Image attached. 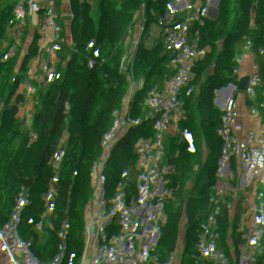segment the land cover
I'll list each match as a JSON object with an SVG mask.
<instances>
[{
	"label": "trees",
	"instance_id": "trees-1",
	"mask_svg": "<svg viewBox=\"0 0 264 264\" xmlns=\"http://www.w3.org/2000/svg\"><path fill=\"white\" fill-rule=\"evenodd\" d=\"M47 1L20 0L19 5L30 2L35 7ZM150 1L61 0L71 14L60 28L61 41H71L73 26L76 56L50 59L54 76L60 77L48 92L46 121L38 127L39 118L28 110L29 171H18L17 206L0 212V264L66 260L71 241L86 223L88 208L78 191L88 176L93 141L99 136L105 159L122 143L137 111H153L176 87L180 99L173 113L181 127L175 147L148 157V164L156 161L155 173L164 181L150 199L151 221L139 224L142 246L137 254L151 264H176L180 240L172 233L173 220L195 212L192 198L208 170L218 212L206 233L220 242L224 231L238 264H256L243 227L246 184L239 152L248 134L263 164L256 217L264 244V0H221L219 10L215 0H187V17L167 7L140 13ZM30 14L26 9L25 17ZM32 15L29 33L37 27L50 32L58 27L57 15L47 8ZM164 36L173 37L172 49L159 56ZM17 42L16 35L10 47ZM86 61H91L92 78L102 88L83 96ZM16 80L14 74L4 79V96ZM41 90L32 82L21 95ZM242 92L248 94L250 106L234 104ZM102 164L101 160L91 183L89 209L99 214L86 229L88 246L101 245L105 220L113 213L121 215L131 203L119 167L104 173ZM52 178L56 186H51ZM107 250L82 264H110Z\"/></svg>",
	"mask_w": 264,
	"mask_h": 264
},
{
	"label": "built area",
	"instance_id": "built-area-1",
	"mask_svg": "<svg viewBox=\"0 0 264 264\" xmlns=\"http://www.w3.org/2000/svg\"><path fill=\"white\" fill-rule=\"evenodd\" d=\"M20 0H0V55L3 61L0 62V78L5 79L10 75L16 76V83L11 87L6 101V122L8 132L0 134V160L5 155L11 156L10 173L5 178L7 181L16 182L18 171L22 170L19 155L10 148L11 132L10 129L16 124V108L21 102V87L27 82L29 74L34 67V60L41 57H49L51 48L49 42L44 37V28L37 27L33 33L36 37L34 46L32 40L27 43L17 45V53L14 58L8 59L10 44L16 33L24 26L26 19L31 17L33 24L32 12L42 13L46 8L57 15L58 29L60 33L61 26L65 23L67 17L66 11L61 6V0H48L46 4L38 3L35 7L32 3L27 2L24 7L19 5ZM167 7L174 9L181 17H187L190 12L187 0H152L144 3L140 13L147 12L150 8ZM26 9H30L31 14L25 17ZM61 15V16H60ZM64 17V18H63ZM178 18L172 20L176 25ZM156 27L159 24L156 23ZM71 41L67 45H62L59 52L55 55L58 60L63 61L67 58L76 56V48L73 44L74 28L70 27ZM181 36L178 37L180 39ZM173 37L164 36L162 43L159 45L156 54L166 56L172 49ZM50 64V61L48 62ZM86 70L84 73L83 96L87 95L90 89L100 90L102 85L92 78L93 65L91 61H86ZM54 87V82H49L45 89L34 93V99L30 108L39 118L38 127L41 122L46 121L48 115L47 99L48 92ZM180 99L179 87L174 88L166 94L160 104L150 112L137 111V117L127 129L123 132V141L117 145L109 155L102 159L99 136L92 143V151L89 159L90 175L80 186L78 198L85 201L88 208L86 223L82 232L77 239L71 241V249L68 257L61 264H82L90 255L96 254L100 250H109L110 264H151L145 257H139L138 249L142 246L140 237L139 224H148L152 215L149 213L150 199L154 191L159 188L164 178L157 176L156 161L148 164V157L152 153L160 154L164 147L171 146L174 137H177L181 127V121L174 116V109ZM234 104L238 107L243 105L250 106V98L246 92H242L239 97L234 98ZM239 158L243 163V176L246 184L245 214L243 221L244 231L249 237V244L253 249L255 237L260 233L256 210L258 202L251 195V190L256 187L261 190V180L263 173V164L254 154L252 142L248 134L244 136L242 147L239 152ZM102 160L103 172L106 173L113 166H118L121 177L128 182L127 195L131 198V203L123 210L121 215L116 216L114 213L109 216L103 225L102 235L104 242L99 246H88L86 244L85 232L90 222L99 214L89 209L90 191L93 174L97 169L99 162ZM92 166V167H91ZM88 169V167H87ZM209 178V171L206 170L204 179ZM51 186L57 185L56 178L50 180ZM15 190L3 192L0 194V211H9L17 206L15 199ZM198 193V188L196 189ZM228 198H231L229 194ZM215 200V199H214ZM212 201L208 207L206 218L203 222L207 228L213 226V216L218 212L215 201ZM192 204L195 212L187 214L195 215L200 204L197 195L192 198ZM182 219L195 220L191 217L181 216L179 220H173L174 235L180 240L179 254L176 257V264H197L201 255L197 251L196 231L189 222L178 227V221ZM225 224V219L222 220ZM219 258L217 261L206 260L204 264H238V260L229 252V236L220 232Z\"/></svg>",
	"mask_w": 264,
	"mask_h": 264
},
{
	"label": "crops",
	"instance_id": "crops-1",
	"mask_svg": "<svg viewBox=\"0 0 264 264\" xmlns=\"http://www.w3.org/2000/svg\"><path fill=\"white\" fill-rule=\"evenodd\" d=\"M66 13H67V17L65 18L63 17L64 22L65 21L68 22L71 20V14L69 12ZM30 21H31V17H28L26 19L24 26L18 31V33L15 34V36L16 35L18 36V42L14 46L10 47V50L7 55L8 59L10 58L12 59L16 54H19L17 53L18 50L17 45L19 43H27V41L33 39L32 37L34 32L29 33V30L32 27V23ZM44 37L49 42V46L51 48V54L49 55V57H41L40 59H37L38 71L34 72V68H35L34 66L31 74H29L28 76L27 82L21 87V91L22 89H24L25 91L26 84H30L32 82H36L38 86H41L42 89H45L49 82H54L57 77L58 79L60 77V76L57 77L54 76L52 64L50 61L51 57L55 56L59 52L61 46L63 45L61 41V35L59 33V29L56 28L52 32H50L48 29L45 28ZM34 41L35 40L32 41L33 46H34ZM0 57L3 56L0 55ZM49 61L50 64H48ZM3 83H4V79L0 78V134H5L9 131L6 122V101L8 95L4 96L2 93ZM21 91H20L21 99L25 95L34 93V92H30L22 96ZM29 108L30 106L25 104L23 100H21L20 104L16 108V120H17L16 124L10 129L11 132L10 148L12 149L13 152L19 155L20 165L22 167V171L24 172L29 171V163H28L29 140L27 134V119H28ZM11 162L12 161L10 155H5L0 160V194L3 192H9L16 189V185L14 182L7 181L5 179L10 173ZM251 195L254 198V200L258 202L260 195L259 189L254 187L251 190ZM197 197L200 206L204 204H207L209 206L211 202L215 199L213 193V185L209 181V179H204L202 183L199 185ZM188 221L192 222L195 228L197 251L201 255L200 260H198L196 263L204 264L206 260L217 261L219 258V246L217 241H214L215 239L206 233V228H207L206 224L201 220L195 219L190 221L189 219H182L178 221V227H180V224L181 225L187 224ZM174 227L175 224L173 222V226H172L173 234H174ZM255 249L259 250L258 254H256ZM252 252L254 253L253 257L256 264H264V244L262 242L260 233H258L255 237V242Z\"/></svg>",
	"mask_w": 264,
	"mask_h": 264
},
{
	"label": "water",
	"instance_id": "water-1",
	"mask_svg": "<svg viewBox=\"0 0 264 264\" xmlns=\"http://www.w3.org/2000/svg\"><path fill=\"white\" fill-rule=\"evenodd\" d=\"M33 99H34V93H31V94H28V95H25L23 96L22 100L25 104L27 105H31L32 102H33ZM176 141H177V138L174 137L172 142L170 143L171 147H175L176 145ZM208 205L207 204H204V205H201L196 214L195 215H191V214H186L185 217L189 216L191 217V219H196V220H201L203 221L205 218H206V215H207V212H208ZM181 217L179 218H176L175 220H179ZM174 220V221H175Z\"/></svg>",
	"mask_w": 264,
	"mask_h": 264
},
{
	"label": "rangeland",
	"instance_id": "rangeland-1",
	"mask_svg": "<svg viewBox=\"0 0 264 264\" xmlns=\"http://www.w3.org/2000/svg\"><path fill=\"white\" fill-rule=\"evenodd\" d=\"M220 1H221V0H215V3H216V6H217L218 10H219V8H220ZM51 132H52L51 144L55 145V135H54V133H55V126L52 127ZM91 167H92V166H91ZM87 173L90 175V169H89V166H88V169H87ZM97 213H98V210H95V214H97ZM108 251H109V250H107V252H108ZM255 252H256V254H258L259 250H258V249H255ZM253 254H254V253H253Z\"/></svg>",
	"mask_w": 264,
	"mask_h": 264
}]
</instances>
